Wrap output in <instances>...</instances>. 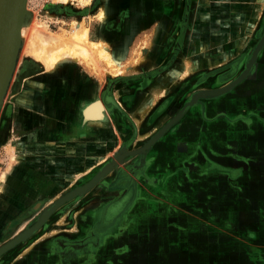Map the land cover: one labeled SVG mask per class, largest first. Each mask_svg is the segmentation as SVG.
Returning <instances> with one entry per match:
<instances>
[{
	"label": "crops",
	"instance_id": "obj_1",
	"mask_svg": "<svg viewBox=\"0 0 264 264\" xmlns=\"http://www.w3.org/2000/svg\"><path fill=\"white\" fill-rule=\"evenodd\" d=\"M259 2V11L255 13L252 7L256 2L246 0L250 8L247 5L243 18L238 20H246L247 26L256 21L264 10L261 11L264 0ZM182 9V0L113 2L107 24H98L95 41L106 43L126 70L138 69L139 73L134 79H129L132 75L120 78L108 90L118 108L110 107L105 120L84 124L81 111L95 98H102L104 86L112 84L109 78L101 83L90 75L94 85L91 87L82 74L74 77L71 71V81L70 75H61L63 91L56 93L54 99L48 98L54 104L46 102L42 84L38 85V92L25 95L22 125L16 128H22L23 133L36 127L38 130L29 133L32 139L29 137L28 143L24 139L21 142L28 155L24 154L12 166L8 186L24 197L54 196L57 200L75 183L82 185L91 179L89 176L107 171L98 185L78 197L87 198L85 210L91 217L94 202L89 198L112 185L120 188L122 194L117 198L120 201L114 194H108L116 200L98 211V221L92 224L88 232L91 234L84 240L73 242L76 235L72 223L62 236H57L56 231L37 233L1 255L0 264H111L104 251L114 246L118 251L115 249L113 254L124 259L121 264H127V254L133 260L149 256L161 264H264V170L254 167L261 165L264 169V125L259 131L255 119H248L254 112L244 106L243 98L250 101L251 91L240 94L236 90L222 98L199 99L179 114L187 103L184 95L188 97L192 87L217 89L235 80L231 77L224 85L216 81L211 87L199 83L209 69L218 66L201 58L205 51L200 50V40L193 41L194 50L188 49L189 30L184 36L183 50H174L173 40L180 36L184 25ZM244 30L248 32L249 28ZM262 52L264 47L257 61ZM169 58L171 64L165 72L172 67L194 69L165 91L163 81L167 75L158 73V68ZM55 79L53 84L59 85ZM85 83L89 85L87 91L78 86ZM95 84L97 88L100 85L96 94ZM108 101L113 103L109 97ZM177 114L182 116L154 140ZM244 133L246 137L241 140ZM256 133H262V141L256 140ZM92 160L101 161L92 167L90 174L76 177L69 188L62 187L69 166L93 164ZM247 164L253 167L246 169ZM127 180L135 181L136 192L121 210L129 192L120 183ZM179 196L181 203L177 200ZM51 204L52 201L47 205ZM106 207L113 213L126 208L129 212L118 234L113 231L100 237L108 226L116 223L121 212L114 220L104 221L100 226L104 230L95 238L94 228L101 223ZM74 209L73 204L71 213ZM123 237L124 244L120 243ZM129 243L134 247H128ZM239 248L246 251L244 256Z\"/></svg>",
	"mask_w": 264,
	"mask_h": 264
},
{
	"label": "rangeland",
	"instance_id": "obj_2",
	"mask_svg": "<svg viewBox=\"0 0 264 264\" xmlns=\"http://www.w3.org/2000/svg\"><path fill=\"white\" fill-rule=\"evenodd\" d=\"M45 1L47 3H45ZM58 1L59 0H41L40 2H36V4L34 5L33 0H28L26 6L28 13L27 24H25L22 27L24 34L22 36L20 34V36L18 35L17 37V41L19 43L17 48V52H18L17 63H16L17 66L14 70L12 79L7 87L8 90H6V94L3 99V104L0 107V171L3 169L6 170L7 168H10L9 178L11 177V174L13 172L12 166L17 162H19L24 154L28 155L27 153L28 150L24 148V146H22L23 144L21 143L22 145H19L21 147H20L18 161L14 160L15 159L14 157L15 151H13L14 144H16L20 140L22 142L23 139L26 140V142L28 143V138L30 137V139H32L29 133H33L36 130H38V127H36L33 128L34 130H32V132L31 130H27L26 131L27 133H23L22 128L19 129L16 128L17 125H19V127H21L22 125L20 120L22 119V115H23L22 112L24 109L23 100L24 98H26L25 95L29 93L38 92V88H40V86L38 85L42 84V90H43L42 92L47 94L46 102L54 104V101L49 102L48 98L51 97L52 99H54L55 94L56 93L60 94L65 87L62 86V84L60 83L61 82L60 79H63L64 76L62 77L61 74L53 76L52 74L48 73L47 70L42 65L40 59L36 57V55L34 54L35 51L37 50L38 43L36 41L37 34L36 35L33 34L34 31L32 32V30H34L35 27L36 28L38 27V29H42L43 26H45L44 28L47 29L49 33L52 34L54 33L55 35L68 34V32H71V30L73 29V25H72L73 22L79 20L82 22V27H86L89 29V39L92 42H96L95 40H97V37L95 35L98 33V28H99L98 24H101L102 26L106 25V23H102L99 19L101 9L103 7L102 5L103 0L101 1L91 0L92 2L90 3L89 6L81 5L82 3L80 1L75 0L72 2V5H70V7H67L65 9V12L61 11L60 9L61 5L59 4ZM252 1L256 2L254 7L252 8H254L253 11L257 13L259 11L260 8L259 6L261 2H259L260 0H252ZM182 2H183V9L181 12L184 19L183 21L184 25L182 28L178 26V30H180L181 28V32H180V36L175 37L173 40L174 50L175 49L178 50L180 48H182L183 50L182 45L184 43V36L186 31L189 30L188 33L189 37L188 34L186 36V41H188L187 42L188 49H191V51L194 50L195 48H193V41L194 40L196 41L197 39L198 41L200 40L202 42L201 45L202 49L200 50L205 51V53L201 54V58L203 60L206 59L208 63L211 62V64H215L216 66H218L216 67V69H209L208 72L206 73L207 75H205V77H201L199 83H202V86L211 87L212 85L215 84L216 81L218 82L220 81L221 85H224L227 84L229 81H231L232 79L231 77H234L235 79L238 78L246 69V64L250 60L251 54L264 32V10L263 13L260 12L261 14H259L255 18L256 21L251 23L249 22V25L247 26L246 20H242V19L238 20V18L240 19V17L243 18L244 16L243 11L245 12L246 6L249 5L246 3V0H182ZM262 9H264V5L262 6L261 11ZM251 24L253 26H251ZM245 27L249 28L248 32L247 30L243 31ZM247 33L248 34L250 33L249 37L246 36ZM237 34L239 35V37H237ZM240 39L241 41L239 42ZM99 42H103V41L100 40ZM104 44L106 46V43ZM160 46L163 47L164 43ZM233 48L236 49L234 52H231ZM141 56L142 53L139 54L138 61L141 60ZM168 62H170V58ZM165 64H166V66L164 65L165 68L166 67L168 68L170 66L169 64L171 63L168 64L165 63ZM161 66L158 68V73H163L160 69ZM121 67L123 68H120V70L124 72H122V74L118 77L110 76V74L107 73L109 71L108 70L109 68L106 67L105 65H101L102 73L94 72L88 66L79 63L75 64L73 68L70 69V71L73 72L74 77H76L77 73L86 76V78L90 82L91 87H94V85H93V79L89 78L90 75L96 80H99L101 83H104L105 79L109 78L112 84H110L109 86L107 83L104 86L105 89L103 91L102 98H104L105 93L108 94L107 96L113 102L111 103L110 107L115 106V108H118L112 96L109 95L108 90L111 89L112 87H115L117 82H119L120 78L128 79V76L126 75H132L129 79L131 78L134 79V75L137 72L139 73L138 69L135 71L134 70L127 71L124 66L121 65ZM185 69L187 70V68ZM164 74L166 75L167 72H165ZM186 74H190V72ZM55 78L58 79L60 83L59 85L53 84V80L56 81ZM65 79L67 80V78ZM69 79L71 81V74L69 76ZM49 81L50 82L52 81V84H50ZM78 86L80 88L85 87L84 89L87 91L86 87L89 85L85 83L80 85L78 84ZM244 86L245 88H243ZM95 87L97 88L96 84ZM235 87L237 88L236 89L233 88L226 94L216 98H222L229 94H234L236 90H240L241 91L240 94L243 92L247 93L249 91L253 92L250 96L251 97L250 101L248 102L245 101L247 97L243 98L245 104L244 106L246 107L248 106L251 109V111L254 112V114H251L250 117H248V119L250 118L255 119V125L258 127L259 131H262V125H264V52H262V57L257 61V64L253 69V71L250 72ZM217 89H205V90H217ZM200 90L201 89L194 90L193 87L189 89L190 92L189 96L187 97L186 95H184L185 101H187L188 103L191 97L193 99L195 93ZM205 90H201V91H205ZM99 91H100V85L98 86L97 89H95L93 93L96 94L99 93ZM207 99H214V98H207ZM109 109H107V112L109 111ZM103 120H105V118ZM103 120H99L94 123L101 122ZM240 120L243 121L242 119ZM241 137H242L241 140H244V137H246L245 133ZM256 140L262 141V133L258 135L256 133ZM245 153L244 156L246 157ZM245 167L247 169V168H252L253 166L247 164ZM254 167L258 168V170H264L261 165ZM101 169H103V167ZM99 172L100 171H98V173L94 175L93 178L99 176L98 174L100 175L103 174L102 171L100 173ZM9 178L7 179L6 185H4L3 191H0V247H2L4 244L11 241L15 237L21 235L26 230L33 227L34 224L39 220L44 210H46V207L49 208L54 202L65 197L70 192H73L79 188H83L94 181L93 179L92 181L89 180L83 183L82 185L80 184L77 185V183H75L73 187L70 186L66 187L65 181L63 180L64 182L61 183L62 187L64 189L70 187V189L67 190L68 192L66 194L61 195L60 198L56 200L54 196L53 197L37 196V197L29 198L18 195L16 191L14 192L12 188L8 186ZM127 182L130 183H126L125 181L120 183V185H123V187L126 190H127L126 187H129L128 186L129 184L135 183L134 180H127ZM124 188L121 189L125 190ZM90 190H88L86 193H88ZM119 191L120 188L118 187L113 188L112 185L110 188L104 187L99 195L89 198L90 201L94 202L93 205L94 214L92 215V217L89 214L90 212L86 213L85 210V207L87 206V202H88L87 198L86 197L78 198L76 196L75 198L71 199L70 201L63 204L60 208H58L48 218V220L43 225V227H41V229L38 232H36L28 239H31L34 236H36L37 233L42 234V232L45 231H54V232L56 231L59 234L57 236H62L63 234L65 235V233L63 232L68 231V229L71 228V225L73 223V227H74L73 229L75 231L73 234L76 235L73 239L74 240L73 242H75V240L80 241V239L84 240L88 235L90 236L91 233L88 232L92 224L98 221V215H99L98 211L101 208H103V206L107 205L110 201H114L117 198H119L118 196L122 194L119 193ZM11 194H15L16 196L13 197ZM108 194H114L116 196V199H112L114 196L113 195L110 196ZM178 199L180 200L181 203L182 197L179 196L177 197V200ZM50 201H52V204L49 206L47 204ZM13 204L15 205L13 206ZM73 204L75 206V209L74 212L71 213L70 208H72ZM103 210H105V208ZM128 212H129V208L123 210L118 215L119 217L117 218L116 223L108 226L105 229V231L102 232L103 234H101L100 237H102L103 235L107 236L113 231L114 232L116 231L115 233L118 234L117 231H121L120 226L121 224H123L121 222L125 220L126 214ZM74 215H76L75 218ZM60 220H62L61 224H59ZM76 226L77 227L80 226V227L76 228ZM96 227L97 226H95L94 230L95 229L98 230ZM76 230H77V234H76ZM98 235L99 234H97L96 238H98ZM154 235L158 236L156 232ZM28 239L22 242L21 244L27 242ZM122 239L123 240L120 243L124 244L125 243L124 237ZM21 244H18L15 247ZM127 245L128 247L131 248L134 247L133 244L131 243ZM115 249L117 250V247L114 246L110 250L104 251L105 256L109 255V257L106 256L105 259L111 260V264H121L124 262V259H119L120 255L116 256L113 254L116 251ZM238 250L239 253H242V256H244V253L246 251L245 250L241 251V248H239ZM130 256H131L130 254H127V261H128V262L126 261L127 264H136V263L161 264L156 260H150L149 256L146 257L145 255L139 257V259H135L136 260L135 263V260H133ZM2 257H0V259Z\"/></svg>",
	"mask_w": 264,
	"mask_h": 264
},
{
	"label": "bare ground",
	"instance_id": "obj_3",
	"mask_svg": "<svg viewBox=\"0 0 264 264\" xmlns=\"http://www.w3.org/2000/svg\"><path fill=\"white\" fill-rule=\"evenodd\" d=\"M27 1L28 0H24L23 6H22V11H21V14H20V17L18 20V24L16 26V42H15V48H14V60H13V65H12L10 74L6 80V83H5L3 91H2V95L0 97V107L3 104V99L5 97L6 90H8L7 87L9 85V82L12 79V76L14 74V70L17 66L16 65L17 55H18L17 48L19 45V43L17 41V37H18V35L20 36V34H21V36L24 34L22 27L25 24H27V14H28L27 8H26ZM73 1H75V0H59L58 2L61 5V8H60L61 11L65 12V9L67 7H70V5H72ZM78 1H80L82 3V4L80 3L81 5H85V6H89L90 3L92 2L91 0H78ZM114 1L115 0H103V3H102L103 7L101 9L100 18H99L102 23L107 24L109 12L112 11V4ZM80 22L81 21H79V20L73 22V24H72L73 29L71 30V32H68V34H63V35H55L54 33L53 34L49 33L47 31V29L44 28L45 26H43L42 29H38V27L37 28L33 27L34 30H32V32L34 31L33 34H35V35L37 34L36 41L38 43L37 50L35 51L34 54L36 55V57H38L40 59L44 68L47 70L48 73L52 74L53 76L58 75V74H61L63 76H69L70 75L69 72H71L70 69L73 68V66L77 63L84 64V65L88 66L89 68H91L92 71L99 72V73H102L101 72V65H105L106 67L109 68L108 69L109 71L107 73H109L110 76H114V77L120 76L122 74V72H124V71L120 70V68H123V67H121V64L118 62V60L114 57V55L109 51V49L105 46V44L103 42H92L89 39V29L86 27H82V22L81 23ZM261 51H260V53H261ZM256 61H257V59H256ZM256 61H255V63H256ZM165 63L168 64L169 62L166 61ZM165 63L160 68L162 72L166 71L165 69L167 67L165 68V66H166ZM255 63H254V65H255ZM169 65H167V66H169ZM253 66H252V68H253ZM192 68L194 69V67H192ZM252 68L250 69V71L252 70ZM193 69L187 68V70H186L184 67L183 68L181 67L180 69L177 70L174 67L171 68L167 72V74H166L167 77L163 81V86L165 87L164 90L166 91L169 88H172L173 86H175L177 84V82H179L182 79L183 75H185L188 72L191 73V70H193ZM172 70H175V71H172ZM250 71L248 73H250ZM107 95L108 94L105 93L104 98H98L97 97L96 99L89 102L82 109L81 115H82V122L84 124L94 123L96 121L103 120L105 118V114L107 112V109H109L110 105H111L108 101V97H106ZM150 104L151 103L149 102L147 107H150ZM138 123H140V122L137 120V124ZM19 145H22L21 141H18L13 146V149H14L13 151H15L14 152V154H15L14 160H16V161H18L20 147H21ZM101 160H95L96 162L92 160L93 164L90 163L89 165H85V166L84 165L79 166V167L69 166L67 170L70 172L68 173V176H65V180H64L66 187L70 186L71 182H73L76 177H81L84 174L89 173L90 170L92 169V167L96 163L100 162ZM9 169L10 168H7L6 170L3 169L0 171V191H3L4 185H6V183H7V179L9 178ZM103 174H104L103 176H105L107 174V171L103 172ZM98 175H99V177L97 176L95 178H93L92 175L89 176L92 178L91 179L89 178L88 181L89 180L92 181L93 179L95 181L94 185L92 187H90V189L93 188L95 185H97L103 179V176H100V174H98ZM132 185H133V183L128 185L129 186L128 191L135 190V189H133L134 186L132 187ZM134 195H135V192H133V194H131L132 199H133ZM115 209H118V205ZM108 213H110V217L113 214V212H110V210H108V208H106L102 213L101 223H99V225L96 227L98 230L95 229V231H94L95 238L97 237V234H99V232H102L104 230L100 226L109 217ZM41 227H43V226H41ZM41 227L39 229H37L36 231H34V233L32 235H34L36 232H38L41 229Z\"/></svg>",
	"mask_w": 264,
	"mask_h": 264
},
{
	"label": "water",
	"instance_id": "obj_4",
	"mask_svg": "<svg viewBox=\"0 0 264 264\" xmlns=\"http://www.w3.org/2000/svg\"><path fill=\"white\" fill-rule=\"evenodd\" d=\"M24 0H0V97L2 95V91L6 80L10 74L13 60H14V48L16 42V26L18 24V20L22 11ZM264 47V32L256 45L255 49L251 54V58L246 64L245 71L235 80L230 82L229 84L225 85L224 87L217 89V90H205V91H198L195 93L193 99L191 97L190 101L185 105L183 110L179 113L185 112L190 107L194 106L199 99H207V98H216L220 97L230 90H232L237 84H239L249 73L250 69L254 65L260 51ZM177 116L166 125L161 132L154 137L156 140L162 133L167 131L172 124H174L181 116ZM101 174L100 176H103ZM99 177V176H98ZM94 182L86 185L83 188H79L73 192H70L65 197L59 199L58 201L54 202L49 208H46L44 212L41 214L39 220L34 224L33 227L23 232L21 235L15 237L11 241L4 244L0 249V256L6 253L7 251L14 248L16 245L20 244L21 242L25 241L29 238L34 231L39 229L41 226L45 224L48 218L55 212L57 208L65 204L66 202L70 201L74 197H80L86 193L87 190L90 189L94 185Z\"/></svg>",
	"mask_w": 264,
	"mask_h": 264
},
{
	"label": "flooded vegetation",
	"instance_id": "obj_5",
	"mask_svg": "<svg viewBox=\"0 0 264 264\" xmlns=\"http://www.w3.org/2000/svg\"><path fill=\"white\" fill-rule=\"evenodd\" d=\"M126 183H130V182H126ZM135 183H133V185H132V187H133V189H135V190H133V191H128L129 190V188L128 187H126L127 188V190L126 191H128L129 192V196H128V199H127V201H125V204H123V205H120V207H121V210L128 204V202L130 201V200H132V198H131V194H133V192H136V187H135ZM133 198H134V196H133ZM120 209V208H119ZM121 210L120 211H116L115 213H113L112 214V216L110 217V213H108V219H106V221L108 220H110V221H112V220H114L116 217H117V214H119V212H121Z\"/></svg>",
	"mask_w": 264,
	"mask_h": 264
},
{
	"label": "built area",
	"instance_id": "obj_6",
	"mask_svg": "<svg viewBox=\"0 0 264 264\" xmlns=\"http://www.w3.org/2000/svg\"><path fill=\"white\" fill-rule=\"evenodd\" d=\"M41 0H33V4L35 5L36 4V2H40ZM92 1H95V0H92ZM45 3H47L46 1H45Z\"/></svg>",
	"mask_w": 264,
	"mask_h": 264
}]
</instances>
